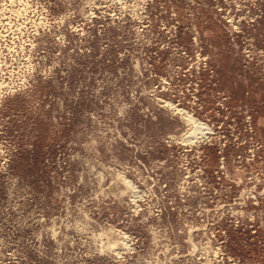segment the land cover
<instances>
[{
	"label": "rangeland",
	"instance_id": "rangeland-1",
	"mask_svg": "<svg viewBox=\"0 0 264 264\" xmlns=\"http://www.w3.org/2000/svg\"><path fill=\"white\" fill-rule=\"evenodd\" d=\"M0 264H264V0H0Z\"/></svg>",
	"mask_w": 264,
	"mask_h": 264
},
{
	"label": "bare ground",
	"instance_id": "bare-ground-1",
	"mask_svg": "<svg viewBox=\"0 0 264 264\" xmlns=\"http://www.w3.org/2000/svg\"><path fill=\"white\" fill-rule=\"evenodd\" d=\"M180 112H181V110H180ZM181 114V113H180ZM182 114H183V112H182ZM185 115V114H184ZM189 115V114H188ZM187 116V115H186ZM192 117V116H191ZM184 118H186V117H184ZM188 118H190V117H188ZM186 120V119H185ZM188 120V119H187ZM191 120V119H190ZM193 123H195L194 121H193V119L191 120ZM196 121V120H195ZM189 123V122H188ZM194 125V124H193ZM193 125H191V126H193ZM197 125H199L200 126V123L198 122V124ZM202 125V124H201ZM208 126V125H207ZM207 126H206V128H205V126L203 127H197V126H195L191 131H190V133L187 135V137H188V139L189 138H198L199 139V137L201 138L202 136H204V134H206L207 132H205V130H208V128H207ZM191 128V127H190ZM189 128V129H190ZM210 130V129H209ZM188 132V131H187ZM199 136V137H198ZM192 139V140H193ZM200 140V139H199Z\"/></svg>",
	"mask_w": 264,
	"mask_h": 264
}]
</instances>
